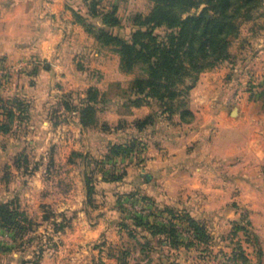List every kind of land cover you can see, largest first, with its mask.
<instances>
[{
	"label": "crops",
	"instance_id": "1",
	"mask_svg": "<svg viewBox=\"0 0 264 264\" xmlns=\"http://www.w3.org/2000/svg\"><path fill=\"white\" fill-rule=\"evenodd\" d=\"M109 4L118 7L116 0ZM71 8L86 13L78 0H0V71L8 63L14 65L8 83L1 81L0 75V98L12 97L16 107L11 131H0V156H15L14 163L5 167H14L18 175L14 183L11 178L3 181L8 191L5 200L15 199L32 222L40 217V226L46 223L44 232L50 237L49 243L36 252L33 249L27 257L37 253L35 264H88L92 242L121 235L114 205L130 191L134 198L138 193L149 197L160 212L174 205L177 211L202 218L203 223L223 222V231L217 233L245 219L256 237H264V189L256 178L264 166V87L251 86L250 90L256 91L247 95L238 83L233 88L231 73L235 72L236 81L238 70L244 69L230 66V75H224L227 65H232L225 62L199 76L189 94L187 107L193 115L189 122L182 121L179 114H160L155 102L131 107L123 114L125 106L117 98L98 112L99 126L85 128L75 108L87 90L95 87L108 95L111 83L130 74L121 72L119 56L112 48L99 44L75 21ZM261 37L258 50L246 60V68L264 80V32ZM108 51L115 66L111 72L107 70ZM105 111L112 112V119H101ZM153 112L159 113L153 125L143 132L133 128L131 122ZM120 120L126 121L121 129L117 128ZM102 123L110 130L103 131ZM13 126L17 140L9 143ZM121 135L138 136L144 145L142 152L123 159L128 165L123 181L99 177L91 185L90 198L84 174L75 185L68 179L65 184L62 180L51 182L62 153L67 152L65 162L70 167L77 165L75 157H80L83 171L89 155L106 154ZM40 150L45 154L43 162L30 166V154ZM56 187L61 191H54ZM54 196L62 200V208L42 211V207L51 206ZM99 198L103 200L99 202ZM90 207L104 213L93 221L88 215ZM155 215L149 216L151 223ZM76 217L79 222L72 226ZM40 226L33 234H38ZM207 227L211 236L216 233ZM133 239L143 242L139 235Z\"/></svg>",
	"mask_w": 264,
	"mask_h": 264
},
{
	"label": "trees",
	"instance_id": "2",
	"mask_svg": "<svg viewBox=\"0 0 264 264\" xmlns=\"http://www.w3.org/2000/svg\"><path fill=\"white\" fill-rule=\"evenodd\" d=\"M78 1L84 6L86 13L71 8L75 21L99 44L112 48L118 54L122 72L133 73L137 68L141 71V74L129 83L127 89L120 92L123 106L129 110L131 107L155 102L160 114L167 117L179 114L181 120L185 122L191 121L193 115L184 97L194 87L202 73L231 60L229 48L232 40L239 35L242 22L250 20L264 2V0H149L152 3L150 11L145 15H134L133 29L127 38H123L118 33L122 21L117 14V6L105 7V0ZM193 10L200 11L193 13ZM158 30H162L163 34H159ZM112 100L97 88H89L86 97L81 100L79 107L75 108L82 126L85 128L99 126L97 114ZM0 109H4L7 116V123L0 125V131L7 133L15 118V112L8 110L4 105H0ZM71 109L73 108H69ZM158 114L153 112L143 119L134 120L131 124L138 132H143L155 123ZM125 123L126 121H121L117 128H124ZM100 128L103 131L110 130L107 123H102ZM126 140L124 143H112L106 158L110 160L119 156H130L140 152L144 147L138 136L128 135ZM122 177L111 175L106 180L119 181ZM85 181L90 198L93 180L87 176ZM141 200L154 205L153 201L144 195ZM175 211L177 210L165 208L162 212L174 216L177 213ZM180 218L187 222L188 228L199 243L209 245L213 237L201 220L187 213ZM32 223L19 210L15 199L0 201V227L12 230L23 240L24 236L33 230ZM122 227L127 230L129 237L135 238L139 235L145 240V243L141 244V252L148 248L159 254V261L155 264L170 263L168 262L170 257L162 253L164 246L177 249L183 245L173 223H151L146 217L135 215L131 217L129 223L122 224ZM237 230L245 229L237 227L235 232ZM127 254L128 252L124 251L122 255ZM240 254L244 262H247L244 253Z\"/></svg>",
	"mask_w": 264,
	"mask_h": 264
},
{
	"label": "rangeland",
	"instance_id": "3",
	"mask_svg": "<svg viewBox=\"0 0 264 264\" xmlns=\"http://www.w3.org/2000/svg\"><path fill=\"white\" fill-rule=\"evenodd\" d=\"M111 2H104V6L110 8L112 5L109 3H113L114 0H110ZM118 3L117 7V14L120 15L122 19V26L118 30V33L121 37L127 38L129 36V28L132 27V18L136 14H147L150 9L152 8V3L149 0H116ZM120 11V12H119ZM200 10H193L192 12L196 13ZM118 15V16H119ZM159 34H163L162 30L157 31ZM264 32V2L259 7L257 11L253 13V16L250 20L243 21L240 30L239 35L232 40L231 46L229 48V51L231 53V60L228 61L227 65V71L224 73V75L229 76L231 73L229 67L234 66L236 69H244L243 71L238 70L237 76L238 79L235 80L234 73H231V77L229 80L231 81L232 87L235 88L237 83L241 86L242 93L244 92L246 95L250 92L253 93L256 91L254 88L250 90L251 86H257L259 88L264 87V84H261L264 80H261L260 76H256V74L248 73V67L247 66V58L249 55H252L258 50L257 41L258 39H263L261 35L263 36ZM107 55L109 56V61H107V70L111 72L113 70L112 62V53L108 51ZM89 64H93V61H90ZM120 69V67H119ZM246 69V73H245ZM22 70L21 68H18V72ZM14 72V65L7 64L4 66L1 71V81L9 82L10 73ZM122 72V71H121ZM124 73V72H123ZM130 75H125L122 77L121 82H114L111 83L108 87L109 94L107 95L108 98L111 99H120V92L123 89H127L129 83L138 75L141 74V71L139 68H137L133 73H126ZM132 76L133 78L128 81V77ZM12 77V76H11ZM190 84V82H188ZM197 83V82H196ZM196 85V84H195ZM194 85V87H195ZM193 87V88H194ZM192 88V89H193ZM191 89V90H192ZM190 90V91H191ZM184 97L185 100H189V94ZM264 91V90H263ZM264 93V92H263ZM259 94V93H258ZM264 100V95L261 97ZM0 105H4L8 110H12L15 112L16 107L13 102L12 97H8L7 99L0 98ZM4 110V109H3ZM2 109H0V125L7 123V116H5V113ZM123 114L127 113V109L123 107L121 109ZM105 111L103 114L100 115L101 119L108 118L112 119V112ZM120 120L118 124L121 122ZM13 132L10 133L8 142L9 143H15L16 142V134L18 132H15V126H13ZM11 131V126H10ZM9 131V132H10ZM24 131V129H22ZM63 133V132H62ZM127 135V134H126ZM126 135H121L119 139L114 141V143H124L127 140ZM11 141V142H10ZM3 141L0 142L2 144ZM143 143V142H142ZM45 143L43 144V146ZM142 147V146H140ZM143 151V147L141 149ZM140 151V152H142ZM138 152V153H140ZM67 153V152H66ZM65 152L62 153L60 158H58L61 161V164L58 163L59 169H53L51 182L52 183H58V181L62 180V183L65 184V180L71 181L74 185L79 184V181L83 179V174L85 177L90 176L93 182L96 180L98 181V178L100 177L101 180H105L109 178V176L113 175H122V179L116 182L123 181L124 176L127 173V163L123 162V159L125 160V156H119L113 159L108 160L106 158V154H102L100 156H93L89 155L86 159L85 166L83 167L80 165L81 159L80 157H75V160L77 161V165L69 166L68 162H65V159H67V154ZM134 153L133 155H135ZM30 166H34L35 163H42L43 157L45 156L44 153L40 150L36 154H30ZM19 157V156H18ZM15 156L13 155H5L0 156V201H8L12 198H8L5 200V193L7 194L8 191L3 187L4 180L7 178H11L10 182L14 183L16 180V177L18 176L15 172V168L13 167L11 170H9V166L12 165L15 161ZM118 160V161H117ZM23 161V160H22ZM25 161V160H24ZM23 161V162H24ZM6 165H9L8 167H5ZM8 168V169H6ZM27 175H30L29 172H27ZM258 177V178H257ZM258 181L262 188L264 189V166L261 168L259 173L256 176ZM75 188V189H74ZM72 188L75 190L74 193H77L78 187ZM54 191H61L59 187H56L53 189ZM131 192V191H130ZM125 192L124 195H121V198H118L115 201V219L116 227L120 229L121 235H111L105 240H97L95 242H92V245L90 246L92 248V253H88V264H155L159 261V254L157 252H154L152 250H148V248H145L144 252H141V244L145 243V240H141L143 242H138L137 240L131 238L128 236L127 230H125L122 227V224L129 223L131 217L135 215H141L143 217H146V219H149V216L151 217V214H156L154 221L152 223H160V224H168L173 223L175 225V228L178 230L179 233V239L182 241L183 245L179 246V248L174 249L170 246H164L163 252L165 255H168L170 257L169 264H264V237H256L255 236V230L251 226V224L245 219H240L239 221L235 223H230L229 227L224 230L225 232H218L217 231H223L221 228L223 222H212L210 221L209 224L204 223V225H208L210 229L216 230V233L212 234V241L209 242V245L207 244H201L198 242L194 234L190 233L188 224L185 220H182L180 217L184 213L183 210L175 211L176 215L171 216L170 214H166L165 212L162 214L154 205L148 204L149 206L147 208H144V206H138L136 198H130L132 193ZM120 195V194H119ZM264 195V193H263ZM143 195L138 193V198L141 200V197ZM95 197V196H94ZM133 197V196H132ZM54 201L49 206V208L42 207V211L48 212L50 209L58 210L59 208H62L60 198L58 196H54ZM97 198H94V202ZM103 199L99 198V202H101ZM143 202V201H142ZM96 203V202H95ZM147 203V202H143ZM47 205V204H46ZM137 206V207H134ZM171 208L175 209V206L173 205ZM35 211L36 207L34 208ZM222 212V211H221ZM104 213L100 212L99 209H95L93 207H90L88 210L89 217L93 218L97 217L99 214ZM160 214V215H159ZM70 215V214H69ZM243 217L246 218L245 214ZM198 217V216H197ZM38 219L33 220V223L31 225L32 231H29L25 236L24 239L21 240L17 237V234L13 232L12 230H7L2 227H0V233L4 232L7 234L5 237V240L0 242V264H5L7 262L14 261L15 264H26L27 261H29L28 264H35L36 260L38 259L37 253L35 255H32L30 257H27V255L34 249L35 252L37 249H41L45 246V243H49L50 237L44 232L45 228L43 227L46 223L43 224L41 227L42 220L39 219L40 217H37ZM198 220L202 218H196ZM41 220V221H40ZM158 220V222L156 221ZM72 222V226H76L79 222L78 217ZM220 223V224H219ZM39 225L38 234H33V231L36 229V226ZM49 225V224H47ZM90 226V225H89ZM227 226V225H226ZM243 227L245 230L239 231L237 230L235 232V229L237 227ZM88 227V225H87ZM208 228V227H207ZM209 231V229H208ZM235 232V233H234ZM185 245H187L185 247ZM35 246V247H34ZM140 250V251H139ZM126 251L128 254L126 256H123V252ZM244 253V257L246 258L247 262H244L243 257H240V253ZM236 254V256H235ZM235 257V258H234ZM91 258L93 260H91ZM173 262V263H171Z\"/></svg>",
	"mask_w": 264,
	"mask_h": 264
},
{
	"label": "built area",
	"instance_id": "4",
	"mask_svg": "<svg viewBox=\"0 0 264 264\" xmlns=\"http://www.w3.org/2000/svg\"><path fill=\"white\" fill-rule=\"evenodd\" d=\"M137 204L136 205H138V206H144V208H147L149 205H148V203H143L142 202V200H140L139 198H136V201H135ZM134 207H137V206H134ZM7 236V234L6 233H4V232H1L0 233V242H2L3 240H5V237Z\"/></svg>",
	"mask_w": 264,
	"mask_h": 264
},
{
	"label": "water",
	"instance_id": "5",
	"mask_svg": "<svg viewBox=\"0 0 264 264\" xmlns=\"http://www.w3.org/2000/svg\"><path fill=\"white\" fill-rule=\"evenodd\" d=\"M237 112V109L235 108L234 110H233V113H236Z\"/></svg>",
	"mask_w": 264,
	"mask_h": 264
}]
</instances>
